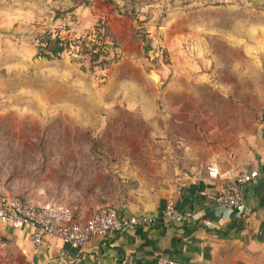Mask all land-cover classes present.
Returning <instances> with one entry per match:
<instances>
[{
  "label": "rangeland",
  "instance_id": "1",
  "mask_svg": "<svg viewBox=\"0 0 264 264\" xmlns=\"http://www.w3.org/2000/svg\"><path fill=\"white\" fill-rule=\"evenodd\" d=\"M75 1L0 0V200L107 204L118 174L156 166L157 136L166 153L183 147L188 112L264 103V0H91L69 12ZM125 3L140 25L120 16ZM103 25L109 63L91 66L81 47ZM44 34L70 49L38 57Z\"/></svg>",
  "mask_w": 264,
  "mask_h": 264
},
{
  "label": "crops",
  "instance_id": "2",
  "mask_svg": "<svg viewBox=\"0 0 264 264\" xmlns=\"http://www.w3.org/2000/svg\"><path fill=\"white\" fill-rule=\"evenodd\" d=\"M242 102L225 107L220 117L217 110L211 117L198 115L197 108L188 112L183 118L187 129L180 126L183 147L166 153L153 140L154 168L142 163L129 176L118 174L124 187L112 191L107 204L124 217L138 219L137 226L73 248L56 238L36 247L30 227L0 224V264H157L159 258L180 264H264V174L244 184L241 205L228 210L214 202L227 180L209 179L205 170L211 163L221 172L260 169L264 103ZM168 198L184 214L181 223L165 220L162 210ZM85 205L95 210L102 204L94 200Z\"/></svg>",
  "mask_w": 264,
  "mask_h": 264
},
{
  "label": "built area",
  "instance_id": "3",
  "mask_svg": "<svg viewBox=\"0 0 264 264\" xmlns=\"http://www.w3.org/2000/svg\"><path fill=\"white\" fill-rule=\"evenodd\" d=\"M205 170L209 179L227 180L214 202L221 208L232 210L241 205V187L260 174H264V161L260 169L248 173L233 169L221 172L215 163L208 164ZM162 213L165 220L171 223H181L185 217L177 209L172 198L166 199ZM139 223L134 217L120 216L114 209L89 210L81 204H50L30 208L15 198H5L0 203V224L14 229L30 227L31 242L36 247L45 239L56 238L73 248H80L96 238L118 233L124 228L137 226ZM157 264L180 263L159 258Z\"/></svg>",
  "mask_w": 264,
  "mask_h": 264
},
{
  "label": "trees",
  "instance_id": "4",
  "mask_svg": "<svg viewBox=\"0 0 264 264\" xmlns=\"http://www.w3.org/2000/svg\"><path fill=\"white\" fill-rule=\"evenodd\" d=\"M135 1L136 0H131V3L135 4ZM90 4H91V0H77L74 2L73 6L69 9V12L80 6H89ZM128 7H129V3H125L124 5H122L121 9L118 10L120 16L130 17L132 18V20L137 21L138 24L140 25L141 21L138 18L139 11L137 9L135 10V7H132L130 9ZM139 25L133 27V34L135 39H137L140 43H142L144 52L148 53L151 50L150 42L147 38L145 30H143V27ZM96 31H97L98 41L96 43L91 42L92 45L90 47L86 45L87 42H85L81 47L82 49L80 51V54L85 55V57L88 58L91 66L93 65L104 66L105 64L109 63V61L106 60L105 58L107 56L106 50L112 47L111 46V43L113 42L112 33L109 27L105 25L101 26V28L100 27L96 28ZM38 42L40 44V46H38L37 48L38 57L49 61L57 59L61 53L68 51L71 47L70 40L61 38L58 35L52 36L51 34H44L39 38ZM164 143H167V140H161L155 138V144H156L155 147L160 146L162 149H165V147H167V144L163 145ZM123 187L124 185L120 182V179H117L116 183L111 184L109 189L111 191H118V190L121 191L120 189ZM100 208L114 209L119 213L120 216H122L121 211H119V209H117L114 205L103 204L100 206Z\"/></svg>",
  "mask_w": 264,
  "mask_h": 264
}]
</instances>
